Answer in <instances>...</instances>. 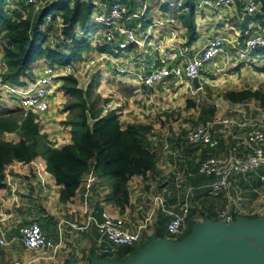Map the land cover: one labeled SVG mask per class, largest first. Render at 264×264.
Listing matches in <instances>:
<instances>
[{
    "label": "crops",
    "instance_id": "obj_1",
    "mask_svg": "<svg viewBox=\"0 0 264 264\" xmlns=\"http://www.w3.org/2000/svg\"><path fill=\"white\" fill-rule=\"evenodd\" d=\"M7 1L8 0H3V8H13L14 2ZM118 1L124 3L128 11L134 9L135 4L140 2L139 0ZM168 1L172 0H146L145 3H147L148 6H153L156 16H158L160 15L158 13L163 12L161 9H167L169 7L171 9V6H168ZM182 1L183 0H181V2ZM238 1H240L238 2L239 4L237 3V7L230 13L227 12V10L216 12L210 11L209 8H203V10L206 9L210 11L209 14H207L200 11L202 8L200 6L199 9L194 10L193 17L196 37L189 44L185 43V27L182 26L178 18L180 34L177 37L178 40L174 42L181 47L182 52H184L187 57H190L199 53L203 39L206 36L218 35L223 37V51L202 64L200 73L197 76V81L201 85V88L195 90V92H202L204 91L203 89L206 88L214 89L216 91L215 96L221 99L222 103H224L223 107L226 109L224 113L221 114L222 116L230 114L232 112L231 109H233L234 112L231 113L233 115H235V111H244L254 118H261L262 113H264V106H260L257 100L245 99L239 102H230L221 95L226 89L236 90L240 88H259L264 93V80L262 78L264 74V52H259L258 48H255L250 52L247 58L243 59L238 58L236 54L237 47L244 37L253 32L264 35V18L261 23H258L253 19L255 11L248 14L244 13L241 0ZM91 2L93 4L92 12H106L111 0H108L107 3H102L105 8H97V2L95 0H91ZM193 4L195 6V3ZM23 12L24 11H22V14H24ZM169 12L172 15L179 14L177 8H175L173 13H171V10H169L168 13ZM144 16L146 17L145 12ZM91 17L92 13L89 15V20L82 26L85 28L84 33L87 34L89 47L87 51L81 52L77 60L72 61L74 65L93 53L94 44H91L93 39H95V41L96 39H101L100 25H91ZM125 19H122L120 22H124L127 26L132 27L135 34L138 30V28H136L137 23H139L140 20L145 23V18L142 16L137 18L132 17V21ZM57 25H60L59 21ZM77 26L78 28L81 27L79 25ZM58 32L59 30H57L53 36L57 37L56 35ZM141 33L143 32L141 31ZM163 36L165 37L164 34L162 37ZM53 41L48 42L51 44ZM102 45H105V42L98 45L96 48L98 53H101L103 56H101L99 60L97 59L98 61L96 60L97 62H95L94 65L91 64L86 73V77H81L82 80L80 81L75 75L78 85L85 87L90 84L92 92L99 94L102 99H105L103 102L108 106L105 110L109 109V106L115 105L114 108H116L120 122L123 116L125 117V115L122 114L124 109H130L128 116H126L125 123L145 122V118L139 119V116L143 117V113H149L152 110L151 101L153 99L151 91L157 88L159 89L161 83L155 84L151 88L152 90H150L139 81H136L134 84L125 81L127 79H132V70L144 72L150 68L153 55H155L149 50V46L151 45L148 44L147 47H149V49L147 47L146 49L144 48L142 50L144 53L141 54H139V50H136V44L131 42L120 50L114 49L112 45L104 49ZM108 55L120 66L129 67L131 73H116L115 70H113L114 64L107 59ZM45 64H47V62L42 58H38L31 63L33 78L42 71ZM258 73L261 76H258ZM116 78L119 79L117 81L118 87H116L115 91L117 95L112 96V98L111 94L104 96V93L100 92L101 86L105 89L108 87L105 84H109L106 81L112 82V80ZM31 80L33 79L26 77L21 78V85L23 86ZM183 80L185 85L183 84L178 89L188 88L189 85L195 87L191 80ZM57 81V83H59L58 85H60L59 77ZM181 81V79L178 80L180 83ZM61 91L62 90L58 86V90H56L53 95L49 96L48 108L40 115L39 121L41 130L47 134L48 139L54 146H59L68 142L70 139L68 126L60 123V119L65 114V111H62L61 108L66 98V95ZM147 91H150V95L145 94ZM160 91L161 90H159V92ZM147 100H150V102H147ZM141 107H144L145 111L139 110ZM242 108L245 110H241ZM212 118L217 119L218 117L213 114ZM152 125L154 126V124ZM152 125H150L151 130L149 138L156 148L154 169L146 172L143 177L140 175L130 176L127 180L128 199L123 207H119L107 199L109 190L103 182L104 179L96 176L92 170H88L82 174L79 185L72 196L64 201H60L58 199V185L54 182L51 173L46 169L43 157L36 156L25 163L11 161L6 164L4 169V186L0 189V235L4 238L6 243L0 245V264H67L69 260H71L73 264H88L93 254H105V256L108 257L115 256L116 252L109 249L108 245L110 242L98 236V232L94 225L91 224L84 230H76L66 225L58 226L57 222L63 218L80 220L89 212H92L99 219L101 210H105L111 215L122 217L125 227L133 229L153 207V201L149 198V194H162L165 198L166 205L174 209L176 207V202L182 198L186 184L192 186V191L188 195L189 201L198 204V194L201 191L205 192L204 185L208 182L210 176L197 173L195 171L197 163L202 160L206 154L221 155L225 153L228 147L240 141L242 137L241 134H244V130L232 126L228 135H220L218 143L213 147H209L205 144L186 143L183 140L184 130L181 134L176 132L163 133L161 127L152 128ZM161 134H167V136H169L172 146L176 150V156L160 152L157 140ZM2 137L8 140L17 139V135L14 132H4ZM173 162H176L177 166H181V164L186 165V173L182 177L183 180L177 184H175L173 180V172L161 168L163 163L172 164ZM257 170L252 171V173L256 175L255 178L260 175L264 176L263 173H258ZM246 177L244 183L252 189L251 182L253 178L250 179L248 176ZM261 179L264 181V178ZM222 191L224 190H221L219 193L224 196V192ZM253 191H255L256 194L259 193L255 189ZM225 193L228 194V190L225 191ZM233 193L234 195H227L229 204L234 203L230 209L226 204L217 205V207L226 206L229 210L234 212V216H245L242 207L237 203L236 198L238 196L236 192L234 191ZM198 206L200 211L205 212L208 216L200 215V218H191L190 216L189 218L196 220L191 227L200 222L202 218L210 219L213 222L219 221L215 215L216 206L213 207L214 212L211 211V208L206 209L200 205ZM255 210L257 211L255 216L264 214L263 208L258 207ZM161 213L166 216L167 220L168 215L159 209L153 208L151 221L144 228H141V236L138 242H143L148 237L150 238L153 234L152 232L158 214ZM210 214L213 215L209 217ZM187 219L188 213L185 219L186 224ZM32 221L37 222L42 232L56 243V250L52 257L45 258L40 253L34 252L23 246L18 229ZM163 233H165V222L163 224ZM161 238H165V234L164 237ZM115 247H117V245ZM106 259L114 258L110 257Z\"/></svg>",
    "mask_w": 264,
    "mask_h": 264
},
{
    "label": "trees",
    "instance_id": "obj_2",
    "mask_svg": "<svg viewBox=\"0 0 264 264\" xmlns=\"http://www.w3.org/2000/svg\"><path fill=\"white\" fill-rule=\"evenodd\" d=\"M255 1L257 6L253 11V19L261 23L264 18V0ZM183 4L188 8L178 9V18L185 27V43L189 44L196 37L193 0H183ZM92 7L91 0H51L41 2L36 7L16 0L14 7L9 9L3 8V0H0V52L5 64L1 79L14 84H22L21 78L24 77L33 79L31 63L38 58L56 64L77 60L81 52L88 49L89 40L83 35L84 32L77 34L75 28L77 25L84 26L89 20ZM56 13L60 25H57ZM57 30L63 38L55 37V41L50 44L47 36L54 35ZM111 44L105 42L102 46L105 49ZM255 48L264 52V46ZM59 78V87L66 95L61 108L65 114L60 123L68 126L70 134L69 141L59 146H54L41 130L34 112L24 111L17 105L8 107L0 104V189L4 186L6 164L11 161L25 163L41 156L58 185L60 201L72 196L82 174L92 170L98 177L111 179L107 199L123 207L128 199L127 180L130 176L143 177L154 169L156 148L149 138L151 126L142 122L122 124L116 108L105 110V99L92 92L90 84L79 86L77 78L71 73L60 75ZM221 95L230 102L255 99L260 106H264V93L259 88L226 89ZM186 103L192 105L193 102ZM209 112H213V108ZM4 132H14L17 139H4ZM260 181L262 179L258 176L254 184ZM192 212V209L188 212L186 230L176 240L185 236L195 223L196 220L189 218ZM200 215L208 216L201 211ZM164 222L166 216L158 214L152 232L156 237L166 235V232L163 233ZM148 239L135 249L131 245H117L114 251L119 257L114 259L129 257ZM97 256L110 258L105 254Z\"/></svg>",
    "mask_w": 264,
    "mask_h": 264
},
{
    "label": "built area",
    "instance_id": "obj_3",
    "mask_svg": "<svg viewBox=\"0 0 264 264\" xmlns=\"http://www.w3.org/2000/svg\"><path fill=\"white\" fill-rule=\"evenodd\" d=\"M21 1L31 3L34 7L42 2V0ZM145 2L146 0H140L139 8L131 12L128 11L124 3L118 0H111L106 12L94 11L90 24L100 25L101 39L103 42L112 43L111 45L114 49H123L130 42L139 45L141 41L138 40L132 27L120 21L129 16H142L146 18L144 16V11L147 9ZM238 2L240 1L199 0L198 5L215 9L221 7L233 11L237 7ZM241 2L244 13H252L256 9L257 4L255 0H241ZM168 4L171 6V9L173 7L178 9V5H181L182 2L181 0H172L168 1ZM177 21L178 19L172 14L165 12L163 16L158 15L154 17L148 24V26L151 25L150 27L154 30V33L158 35V39L155 42H150L151 51L155 55H153L150 68L140 74L139 82L150 90H152L151 88L155 84L159 82L163 83L168 76H172L178 80L182 78L191 80L192 77H197L202 64L223 51V37L218 35L206 36L203 39L199 53L187 57L182 52L181 47H178L174 42L178 37L176 30L179 33ZM84 30V27H79V30L75 29V32L81 34ZM149 33V29H146V31H143V36H148ZM163 34L165 37L160 38ZM56 36L59 39L63 38L59 32ZM54 38L53 35L47 36V40L50 42ZM261 46H264V35L253 32L244 37L237 47V57L240 59L247 58L253 48ZM108 58H111V56ZM174 58L177 60L173 61ZM94 60L96 61L97 58ZM94 60L90 59L88 66L95 63ZM4 67L5 64L0 52V74L4 70ZM113 70L116 73H120L122 68L114 64ZM67 73L76 75L72 62L65 64L47 63L33 80L23 86L3 80L0 77V95L12 97L16 105L24 111L30 110L34 112L36 114L35 120L39 123L40 115L48 108L49 96L53 89H55L58 82L57 78ZM191 88H189L190 91H195L200 89L201 85L198 83V85ZM145 94L150 95V91H147ZM232 126L244 129L241 140L231 144L227 151L221 155L207 154L206 157L197 163L195 168L197 173L210 176L208 182L204 185V191L209 197H215L221 190L231 187V180L236 173L255 171L264 165V113H262L261 118H254L244 111H239L235 115L196 122L192 126L186 127L183 133V140L188 144H205L213 147L218 143L220 135L226 136L229 134ZM157 141L161 153L176 156V150L172 146L167 134L160 135ZM161 168L173 172L175 184L182 181V177L186 173V165L181 164V166H177L176 162L172 164L163 163ZM259 177L264 178L263 175ZM191 191L192 186L186 184L182 198L176 202L174 209L166 205L162 194H149V198L153 201V207L133 229L125 227L122 217L111 215L105 210H101L99 219L92 212H89L83 219L63 218L57 223L58 226L66 225L76 230H84L92 224L95 226L98 236L109 241V249L114 250L116 245H131L137 242L141 236V228H144L151 221L152 210L156 208L168 215L165 222V238L176 240V236L183 232L185 218L191 206L188 197ZM215 215L223 223H229L234 218V214L226 206L217 207ZM18 231L20 240L25 248L40 253L45 258H50L54 255L56 243L42 232L37 222L32 221L25 224ZM5 243L4 238L0 235V245H4Z\"/></svg>",
    "mask_w": 264,
    "mask_h": 264
},
{
    "label": "rangeland",
    "instance_id": "obj_4",
    "mask_svg": "<svg viewBox=\"0 0 264 264\" xmlns=\"http://www.w3.org/2000/svg\"><path fill=\"white\" fill-rule=\"evenodd\" d=\"M15 1L16 0H8L7 2H15ZM49 1H51V0H43L44 3L49 2ZM95 1L97 2L96 3L97 8H101V7L105 8L104 5H102V3L108 2V0H95ZM198 1L199 0H193V3H195V5H196V6H194V4H192L193 15H194V10L199 9ZM17 3H19V2H17ZM139 3L135 4V6H134L135 10L139 8V6H140ZM182 3H183V1H182ZM145 6L147 7V10L144 11L146 14L145 23L142 20H140V22L137 23V25H136V28H138V30L136 31L137 32L136 36H137L138 40L141 41L139 45H136L137 46L136 50H139V54L144 53V52H142V50L144 48L146 49L147 45L148 44L150 45V42H155V41H157L156 39H158L157 38L158 35L154 33L153 29H151V27H150L151 25L148 26V24L153 20V18L156 17V13L154 11L155 9L153 6H148L147 3L145 4ZM168 6H170V5H168ZM200 7H202V6H200ZM187 8L188 7L185 6L184 4L178 5V9H180V10H187ZM203 8H209L210 11H216V12L217 11L222 12L223 10H227V12H229V13L233 12L232 10L224 9L221 7L217 8V9L211 8V7H202L200 9V11L205 12L207 14H209L210 11H208L206 9L203 10ZM134 9H132V10H134ZM164 9H166V8H164ZM164 9H161L163 12L158 13V14H160L159 16H163V14L166 11H167L166 13H168V11L171 10V13H173L175 10L174 7L172 9H170V7L167 8L166 10H164ZM91 13L94 14V12H92V11H91ZM173 16L176 19H178V15H173ZM132 17L137 18L135 16H129V17H126L125 20L132 21V19H131ZM55 18H56V20L59 21L58 13L55 14ZM178 22L179 21H177V28H180ZM142 25H147V28H146V26H142ZM75 29L79 30L78 26ZM146 29H149L150 33L148 36L147 35L143 36V33H141V31L142 32L144 30L146 31ZM78 34H80V33L78 32ZM179 34H180V30H179V33H178V30H176V35L179 36ZM83 35H87V34L83 33ZM163 37H160V38H163ZM175 40H178V38H176ZM102 41L103 40L100 38L98 41H94V42L91 41L92 45L95 44L94 48H93L94 51H92L93 53H91L89 56L81 59L78 63H75L74 72L80 81L82 80L81 77H83V78L86 77V73L88 72V69L91 66V65L88 66V61L90 59L94 60L96 58L99 60V58L101 56H103V55H101V53H98L97 48H96L98 45L104 43ZM176 42H178V41H176ZM176 45H177V43H176ZM149 47H150V49H149ZM149 47H147V48L149 50H151V46H149ZM84 51H87V50H84ZM236 54H237V52H236ZM136 55H138V54H136ZM108 57L109 56H107V59L110 60L112 62V64H117V63H115V61L112 60L113 58H108ZM175 60H177V59L174 58L173 61H175ZM97 61H95V62H97ZM94 64L95 63H93V65ZM117 65H119V64H117ZM120 68H122L123 71L121 70L120 72H123V74L130 72V68L127 66L126 67L120 66ZM263 71H264V69H263ZM131 74H132V79H130V80L127 79L125 82L129 81V82H132L134 84L136 81L137 82L140 81L139 78H140V74H142V71L132 70ZM258 76H261V75L258 73ZM262 78L264 80V74L262 75ZM201 79H202V77H201ZM118 80L119 79L116 78L115 80H112V82L106 81L107 83H109V84H105L108 87H106L104 89V87L101 86L100 92L104 93L103 94L104 96L111 94V98H112V96H116L117 93H115V91H116V87H118V82H117ZM181 80L182 81L180 83V82H178V79H176L172 76L166 77L165 80L163 81V83H161V86L159 87V89L157 88L158 90L155 89L151 92L152 93V99H153L151 101L152 110L149 113H143V117L139 116V119L145 118L144 119L145 122H142V123H146V124H150V125L154 124V126L152 125V128H160L161 127L163 130V133L176 132V133L181 134V132L183 130H185L186 127H190L193 124H195L196 122H199V121L204 122V121H207L209 119H212L213 114H214V116H216L218 118L223 117L221 114H223L226 109L223 107L224 103H222L221 99H219L218 97L215 96L216 91L214 89L206 88V89H203L204 91H202V92H195L194 90L190 91L189 87L188 88L185 87V89H178L183 84L185 85L183 78ZM58 84L59 83L56 84L55 89H53V91L51 92L50 95H53V93H55L56 90H58V86H59ZM159 90H161V91L159 92ZM61 92H63V91H61ZM132 94H133V92H132ZM188 101L193 102L192 105H187L186 102H188ZM147 102H150V100L149 101L147 100ZM0 104H2L4 106H8V107H13L16 105V102L10 96L0 95ZM108 105H110V104H108ZM103 106H104V108H108V106L106 104H103ZM109 107L114 108L115 105H111ZM147 108H148V106H147ZM211 108H213V112H209V109H211ZM144 109H145L144 107H141V109L139 108V110L145 111ZM129 110L130 109H127V110L124 109L123 110L122 114H124L125 117L123 116V119L121 120L122 123L126 122V116H128V113L130 112ZM231 110H232V112H234L233 109H231ZM241 110H245V109L242 108ZM228 113H230V112H228ZM231 113L228 115H233ZM236 113H238V112L235 111V114ZM228 115H224V116H228ZM241 130H244V129H241ZM241 136H243V133L241 134ZM241 136H239V137H241ZM257 172L264 174V165L259 167ZM246 176H248V178H250V179L253 178V180L251 182V188L252 189H250V186H247L244 183L246 178H247ZM255 177H256L255 173H252V172L236 173L231 180V187H229L228 189H224V191H222V192H224V196L220 195V193H219L215 197H209L208 195H206L205 192L201 191L198 194V196H199L198 204H196L194 202L193 203L190 202L191 203L190 210L191 209L193 210L191 218L192 217H195V218L199 217L200 218V209L198 208L199 207L198 205H200L201 207H204L206 209L211 208L212 212H214L213 207H215V206L217 207V205L226 204V206L230 209V207H232L234 203L229 204V202L227 201V195L228 194L234 195V193H233L234 191L236 192V195L238 196L236 198L237 203L239 204V206L242 207V209L244 211L243 214L246 217L253 216V215L257 214V211L255 209H257L258 207L263 208V211H264V181H262V182L260 181V183L254 184L256 181ZM103 182L106 184V186L108 187L107 189L109 190L110 186H111V179L110 178H104ZM254 189L257 190L260 194L259 193L256 194L255 191H253ZM227 190H228V194L225 193V191H227ZM232 190H233V192H232ZM230 211L232 212V214L234 213L232 210H230ZM212 215L213 214H210L209 217ZM207 221L211 227H216L220 223L219 221L213 222L210 219H207ZM186 228H187V224L185 221L183 231H185ZM190 228H189V230H190ZM179 236L180 235L176 236V238H178ZM140 243H142V242L137 241L136 243H133V245L131 244L132 249H135L136 247H138V245ZM110 257L117 258L119 256L115 255V256H110Z\"/></svg>",
    "mask_w": 264,
    "mask_h": 264
},
{
    "label": "water",
    "instance_id": "obj_5",
    "mask_svg": "<svg viewBox=\"0 0 264 264\" xmlns=\"http://www.w3.org/2000/svg\"><path fill=\"white\" fill-rule=\"evenodd\" d=\"M194 86L197 77L191 78ZM211 227L206 218L177 240L154 234L133 254L122 260L93 254L88 264H264V214L234 216ZM67 264H73L71 260Z\"/></svg>",
    "mask_w": 264,
    "mask_h": 264
}]
</instances>
